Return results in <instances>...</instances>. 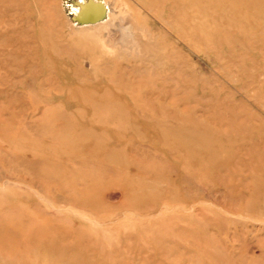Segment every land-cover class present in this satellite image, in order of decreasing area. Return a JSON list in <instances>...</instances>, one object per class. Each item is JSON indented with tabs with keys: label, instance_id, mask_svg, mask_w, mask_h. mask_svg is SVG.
<instances>
[{
	"label": "rangeland",
	"instance_id": "374dc122",
	"mask_svg": "<svg viewBox=\"0 0 264 264\" xmlns=\"http://www.w3.org/2000/svg\"><path fill=\"white\" fill-rule=\"evenodd\" d=\"M84 1L0 0V264H264V0Z\"/></svg>",
	"mask_w": 264,
	"mask_h": 264
},
{
	"label": "water",
	"instance_id": "95a60500",
	"mask_svg": "<svg viewBox=\"0 0 264 264\" xmlns=\"http://www.w3.org/2000/svg\"><path fill=\"white\" fill-rule=\"evenodd\" d=\"M79 11L74 19L81 23H95L104 13V6L98 0H85L79 4Z\"/></svg>",
	"mask_w": 264,
	"mask_h": 264
},
{
	"label": "bare ground",
	"instance_id": "6f19581e",
	"mask_svg": "<svg viewBox=\"0 0 264 264\" xmlns=\"http://www.w3.org/2000/svg\"><path fill=\"white\" fill-rule=\"evenodd\" d=\"M79 11V10H78ZM105 21H106V16H105V9H104V13L102 14V16H101V18L100 19H98L95 23H87V22H85V23H81V24H78V26H76V27H78L79 29H82V31H86V32H89V31H94L95 29H100L101 31H103L104 30V27L106 26L105 25ZM77 22H79V21H77ZM125 29V28H124ZM105 30H106V27H105ZM103 33H105V32H103ZM88 34V33H87ZM92 34H94V33H92ZM89 35V34H88ZM105 35V34H104ZM103 35V36H104ZM90 36V35H89ZM92 36V35H91ZM99 37L101 36V34L100 35H98ZM106 37H107V35H105ZM93 37V36H92ZM106 37H104V38H106ZM101 39H103V37L101 36ZM120 39V38H119ZM122 40V39H121Z\"/></svg>",
	"mask_w": 264,
	"mask_h": 264
}]
</instances>
